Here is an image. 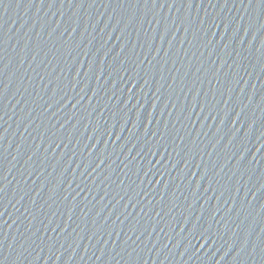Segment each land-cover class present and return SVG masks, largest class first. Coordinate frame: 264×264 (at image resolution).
Wrapping results in <instances>:
<instances>
[{
  "label": "water",
  "instance_id": "obj_1",
  "mask_svg": "<svg viewBox=\"0 0 264 264\" xmlns=\"http://www.w3.org/2000/svg\"><path fill=\"white\" fill-rule=\"evenodd\" d=\"M0 264H264V0H0Z\"/></svg>",
  "mask_w": 264,
  "mask_h": 264
}]
</instances>
